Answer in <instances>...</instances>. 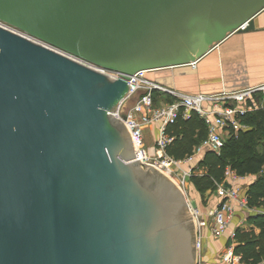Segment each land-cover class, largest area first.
Returning <instances> with one entry per match:
<instances>
[{
  "label": "water",
  "instance_id": "95a60500",
  "mask_svg": "<svg viewBox=\"0 0 264 264\" xmlns=\"http://www.w3.org/2000/svg\"><path fill=\"white\" fill-rule=\"evenodd\" d=\"M264 0H0V264H198L186 196L113 115L141 71L255 31ZM246 29H240L247 24Z\"/></svg>",
  "mask_w": 264,
  "mask_h": 264
},
{
  "label": "built area",
  "instance_id": "2783aa9c",
  "mask_svg": "<svg viewBox=\"0 0 264 264\" xmlns=\"http://www.w3.org/2000/svg\"><path fill=\"white\" fill-rule=\"evenodd\" d=\"M247 25L248 23L240 29H246ZM0 27L98 70L115 80L120 78L118 73L109 72L77 59L32 39L2 22H0ZM196 64L193 63L190 67L196 69ZM150 72L141 71L129 78L128 85L131 87L129 94L119 105L116 114H112L129 130L136 150L134 152L136 158L133 162L141 161V166L149 169L156 167L169 176L185 194L187 204L195 219L197 250L200 253L205 237L203 232L205 225L202 213L189 198L187 189L189 179L196 175L194 164L199 157L208 152L220 155L228 138L232 136L238 138L242 132L249 130V127L242 122V118L250 113L264 111V83L220 94H186L150 80L147 77ZM162 94L167 96L166 100L161 98ZM132 101L134 103L130 105ZM193 113L205 122L208 136L201 145L194 149L191 155L185 159H176L167 152L168 146L174 140V137L169 135L168 128L176 125L180 120H189ZM155 124L159 126L158 137L154 154H151L146 147L145 129ZM243 179L245 177H241L231 169H227L225 182L217 184V194L221 201L206 215L211 221L210 236L218 238L227 232L236 215L235 205L243 207L251 214L257 213V211L248 207L247 197H241V189L236 187V184ZM228 183L234 186L230 187ZM229 239L230 243L226 248V253L222 255L218 264H241V256L235 253L236 232H232ZM198 264L202 263L198 262Z\"/></svg>",
  "mask_w": 264,
  "mask_h": 264
},
{
  "label": "trees",
  "instance_id": "16d2710c",
  "mask_svg": "<svg viewBox=\"0 0 264 264\" xmlns=\"http://www.w3.org/2000/svg\"><path fill=\"white\" fill-rule=\"evenodd\" d=\"M242 122L249 130L242 132L238 138H228L220 155L208 152L199 157L197 166L203 168L205 174L199 178L192 177L190 182L205 194L209 190L216 191L217 184L225 182V173L229 168L241 177L256 178L246 194L248 207L257 211L248 219L253 229L236 230L235 253L241 256V264H259L264 261V111L250 113L242 118ZM168 133L174 140L167 152L176 159L191 155L208 136L205 122L195 113L189 120H180L169 127ZM254 229H258L259 234Z\"/></svg>",
  "mask_w": 264,
  "mask_h": 264
},
{
  "label": "crops",
  "instance_id": "0c3cea01",
  "mask_svg": "<svg viewBox=\"0 0 264 264\" xmlns=\"http://www.w3.org/2000/svg\"><path fill=\"white\" fill-rule=\"evenodd\" d=\"M255 31L234 34L226 42L218 46L206 57L196 64V69L190 66L165 69L163 75L157 76L158 81L169 86V88L186 94H220L222 92H233L264 83V11L255 19ZM157 132V131H156ZM153 133V132H151ZM157 137L151 134V142H148L151 154H154ZM197 168V162L194 164ZM191 179V178H190ZM189 179V181H190ZM256 180L253 176L236 184L246 196L248 188ZM228 186H234L228 183ZM210 194L212 191H207ZM221 201L217 194L210 199L209 205L204 213H208ZM236 215L231 223V233L238 229L250 231V212L243 207L235 205ZM209 221L210 227V219ZM259 234L258 229H254ZM207 255L206 264H218L230 242L227 237L216 238L210 236L204 227ZM210 232V229H209ZM204 243V242H203ZM264 264V261L259 263Z\"/></svg>",
  "mask_w": 264,
  "mask_h": 264
},
{
  "label": "rangeland",
  "instance_id": "374dc122",
  "mask_svg": "<svg viewBox=\"0 0 264 264\" xmlns=\"http://www.w3.org/2000/svg\"><path fill=\"white\" fill-rule=\"evenodd\" d=\"M164 71L165 70L152 71V72L148 73L147 77L150 80H152L154 82H157V83L169 88V86L162 84V82L158 81V79H157V76H159V75H163L162 77H164L166 75V74L164 75ZM204 94H208V93H204ZM161 98L163 100H166L167 96L162 94ZM133 103H134V101H132L130 103V105H132ZM158 127L159 126L155 124V125H151L149 128L145 129L146 142H147V146L146 147H147V149H149L148 142L149 143L151 142V134L153 135V137L154 136L158 137ZM151 132H153V133H151ZM229 169H231V168H229ZM143 170L149 172L151 169L143 167ZM204 174H205V170L203 168L197 167L196 168V175H194L193 177H196V178L203 177ZM187 189H188L189 198L191 199L193 204L201 211L204 225L207 228L208 233H210L209 232V224H208L209 221L207 220V216H206L207 214L204 213V211L206 210V207L209 205L210 199L212 197H214V195L216 194V191L213 190L211 194L209 192H205V194H202L200 191H198L194 187V184L192 182H190V181H188ZM240 196L241 197L244 196V193L241 192ZM236 213H237V211H236ZM230 235H231V226L229 227V229L227 230V232L224 235H222L221 237H218V238H223V237L230 238ZM205 243H206V241L204 240L202 250L200 251V253L197 252L198 253L197 254L198 262H201L202 264H206V262H207L206 261L207 246H206Z\"/></svg>",
  "mask_w": 264,
  "mask_h": 264
}]
</instances>
